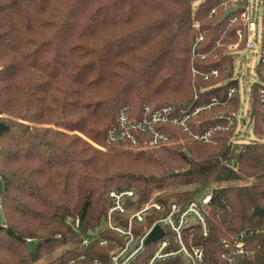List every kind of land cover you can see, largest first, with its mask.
Instances as JSON below:
<instances>
[{"label": "trees", "instance_id": "obj_1", "mask_svg": "<svg viewBox=\"0 0 264 264\" xmlns=\"http://www.w3.org/2000/svg\"><path fill=\"white\" fill-rule=\"evenodd\" d=\"M198 1L0 0V264H109V247L78 244L104 226L113 190H133L139 203L168 190L159 200L188 204L211 188V235L196 228L193 238L208 257L228 234L264 230L256 213L264 210V141L234 147L235 128L210 144L178 133L183 148L134 152L108 142L124 109L140 116L146 105L225 102L228 88L240 89L226 55L240 24L223 11L210 16L222 0ZM222 37L229 41L216 48ZM214 69L220 77L204 81ZM260 87L250 91L258 135ZM231 102L240 109V93ZM223 111L231 109L200 119L212 123ZM255 240L253 264H264V232Z\"/></svg>", "mask_w": 264, "mask_h": 264}, {"label": "built area", "instance_id": "obj_2", "mask_svg": "<svg viewBox=\"0 0 264 264\" xmlns=\"http://www.w3.org/2000/svg\"><path fill=\"white\" fill-rule=\"evenodd\" d=\"M233 9L228 18L229 25L240 24L236 31V42L227 44L226 55L235 60V74L231 81L237 80L240 85V75L237 72L240 63L247 53H256L260 48V60L257 65L262 117L260 122L264 129V0H222L220 6L213 7L211 17H217L223 11L225 14ZM261 14V17H260ZM257 15V16H256ZM261 36V39L258 37ZM256 37V38H254ZM203 41L199 39L197 44ZM228 37H222L216 48L224 46ZM197 45L195 46L196 50ZM205 59V57H203ZM229 72V68H223ZM194 76L196 71H193ZM220 71L211 70L204 74V81L210 78L218 79ZM254 84V85H255ZM253 86V85H252ZM250 87L247 95L249 108L245 111L242 89L230 87L227 90V100L221 101L213 97L209 102L192 103L184 107L170 105H146L140 116L132 114L128 109L121 111L116 124L109 131L108 142L111 145H121L125 149L140 152L153 151L162 148L184 147V140H177L178 133L186 134L190 140L199 144L216 143L219 137L236 128L230 143L241 148L245 144L264 141V133H255V121L252 118L250 104ZM241 87V86H240ZM245 92V91H244ZM240 93V109L234 110L231 102ZM198 99V96H196ZM228 107L229 112H220L214 116L212 123L203 122L200 117L215 107ZM243 114L240 121L238 117ZM254 134V139L245 143L242 139L248 129ZM243 141V142H242ZM212 190L202 198L182 204L177 201L164 203L161 200L138 202V196L133 190L111 191V205L107 211L104 226L94 234H81L78 246L86 249L92 242L99 241L102 246L110 248L109 264H161L181 259L184 264H253L258 243L256 237L263 229H243L235 234L220 238L218 253L208 257V247L194 243V231L201 228L203 236L211 235L208 224L207 208L212 202ZM189 216L194 218L189 219ZM152 224L147 226V221ZM160 227L163 235L155 242L147 244L152 232ZM114 235L111 239H102L101 233ZM187 236V239L185 238ZM85 255L79 260H84ZM95 263L99 264L98 261ZM69 264H76V260Z\"/></svg>", "mask_w": 264, "mask_h": 264}, {"label": "rangeland", "instance_id": "obj_3", "mask_svg": "<svg viewBox=\"0 0 264 264\" xmlns=\"http://www.w3.org/2000/svg\"><path fill=\"white\" fill-rule=\"evenodd\" d=\"M203 0H200L196 3V5H199ZM257 16V15H256ZM261 17V14H260ZM258 37V36H257ZM256 38V37H254ZM261 39V36L258 37ZM260 60V48L257 50L256 53H247L246 54V58L242 61L241 64L240 60H238V64H237V72L240 75V88L242 89V95H243V99L245 100V103L243 104L245 111L249 108V104H247V95H248V91L250 89V87L252 85H254L257 81H258V72H257V65L258 62ZM245 91V92H244ZM243 116V114L241 113L238 117V120L240 121L241 117ZM254 134L252 132V130L249 128L248 129V133L246 136H244V138L242 139L245 143L250 142L251 140L254 139ZM242 141V142H243ZM246 183H250V182H242V184H246ZM2 189V182L0 180V191ZM168 191V190H167ZM167 191H154V193L151 195L150 200H157V199H161L164 194L167 193ZM211 188L207 189L205 191H203L198 197L197 199L202 198V196L204 194L210 193ZM171 201H175V200H171ZM194 218L193 216H189V219ZM4 223V217H3V213H2V209L0 208V226H2ZM30 247L33 249L36 247V243H31ZM61 252H57L56 254H59ZM55 254V255H56ZM55 255L51 256V259L53 260L55 258Z\"/></svg>", "mask_w": 264, "mask_h": 264}, {"label": "water", "instance_id": "obj_4", "mask_svg": "<svg viewBox=\"0 0 264 264\" xmlns=\"http://www.w3.org/2000/svg\"><path fill=\"white\" fill-rule=\"evenodd\" d=\"M233 13V9L231 8L224 16L223 20H226L228 16ZM256 213L262 217L264 216V210L263 209H257ZM163 235V231L161 230L160 227H157L152 234L150 235V238L147 241V244H150L152 242H155L158 238H160Z\"/></svg>", "mask_w": 264, "mask_h": 264}]
</instances>
